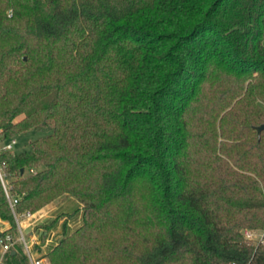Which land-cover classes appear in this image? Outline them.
Wrapping results in <instances>:
<instances>
[{
    "label": "trees",
    "instance_id": "16d2710c",
    "mask_svg": "<svg viewBox=\"0 0 264 264\" xmlns=\"http://www.w3.org/2000/svg\"><path fill=\"white\" fill-rule=\"evenodd\" d=\"M260 101L264 0H0V137L51 129L0 150V239L68 195L52 264H264Z\"/></svg>",
    "mask_w": 264,
    "mask_h": 264
},
{
    "label": "rangeland",
    "instance_id": "374dc122",
    "mask_svg": "<svg viewBox=\"0 0 264 264\" xmlns=\"http://www.w3.org/2000/svg\"><path fill=\"white\" fill-rule=\"evenodd\" d=\"M11 13L12 10H9ZM9 16H12V14ZM260 103V110L262 109L264 111V103ZM23 116L19 117L18 119H21ZM1 131V130H0ZM51 132V129L49 128H42V129H33L27 133H22L14 137L13 140H16L15 143L12 144L11 151H14L15 153H20L26 150L31 149V142L41 136H45L48 133ZM9 143H12V141L4 142V140L0 137V150L4 149ZM49 205V204H48ZM40 211V210H39ZM38 212V211H37ZM66 213L68 216L66 217V222L68 223V228L65 233H70L77 229L82 223H83V204H81L77 199H75L72 196L63 195L59 197L57 200L53 202V205L49 208H46L45 210H42L41 212L34 215L33 219L31 220L32 226H29L25 231L26 235L29 236V230L34 229L35 232L39 235V239L41 241L40 249L37 247V249L41 250L42 253L46 252V249L51 248L52 246L47 245L45 247V244L47 243V240L49 238L52 239V242L55 244L59 242V240L64 235L65 227H63L64 224V217H61L56 225H54L51 228H47L46 226L49 225L51 222H53L60 214ZM35 214V213H34ZM21 215V214H20ZM22 218H25L22 214ZM63 220V222H62ZM0 222H2L0 220ZM26 225L28 221H25ZM5 225H8L6 223ZM44 232H47L48 235H44ZM248 232V235L246 234ZM243 233L247 236V238L254 243L255 245H258L260 243H264V228H244ZM106 237H113L116 241L119 240V234L118 231L115 228H108L106 229ZM45 248V249H44ZM49 251V250H48ZM108 249L105 250V255H109ZM5 260V254L0 250V264L2 261ZM45 264H52L48 254H46V257L44 259ZM103 262H106L105 260ZM106 264V263H104Z\"/></svg>",
    "mask_w": 264,
    "mask_h": 264
},
{
    "label": "built area",
    "instance_id": "2783aa9c",
    "mask_svg": "<svg viewBox=\"0 0 264 264\" xmlns=\"http://www.w3.org/2000/svg\"><path fill=\"white\" fill-rule=\"evenodd\" d=\"M10 13V12H9ZM12 14V12L10 13V15ZM16 140H12V143H9L4 149H12V144L15 143ZM18 200L16 198L14 199H10V203L12 208L14 209V205ZM34 213L27 211L26 213L23 214V216H25V218H22V214H17L15 213V219L18 225V237L16 240H12V237L9 235L7 237V240H3L0 239V250L3 253V255L10 250V248L14 245V243H20L23 247V250L25 252V254L27 255L30 264H45V257L46 254L48 252V250L50 249H46L45 253H42L41 250H39L40 245H41V241L39 239V235L35 232V230L33 229L32 232L28 233L29 236L26 235V229L29 226H32L31 220L34 217ZM25 221H28L29 224L26 225ZM46 236L48 235L47 232H45ZM246 234L248 235V232H246ZM56 244V243H55ZM52 242V239L49 238L47 240V243L45 244V247H47V245H55ZM37 247L39 249H37ZM48 248V247H47ZM45 249V248H44Z\"/></svg>",
    "mask_w": 264,
    "mask_h": 264
},
{
    "label": "crops",
    "instance_id": "0c3cea01",
    "mask_svg": "<svg viewBox=\"0 0 264 264\" xmlns=\"http://www.w3.org/2000/svg\"><path fill=\"white\" fill-rule=\"evenodd\" d=\"M52 205H53V202L50 203L49 205L45 206L44 208H42L40 211L36 212L35 215H36L37 213L41 212L42 210H45L46 208L51 207ZM62 222H63V220H62ZM28 224H29V222H28ZM28 224H27V225H28ZM63 227H65V230H64V233H65V232L67 231V228H68V223L66 222V218H64V224H63ZM32 230H33V229H30L29 232L31 233ZM44 235H46L45 232H44Z\"/></svg>",
    "mask_w": 264,
    "mask_h": 264
},
{
    "label": "water",
    "instance_id": "95a60500",
    "mask_svg": "<svg viewBox=\"0 0 264 264\" xmlns=\"http://www.w3.org/2000/svg\"><path fill=\"white\" fill-rule=\"evenodd\" d=\"M256 130H257V132H258V137H259V139L261 138V135H262V132L264 131V123L263 124H261V125H259V126H257L256 127ZM24 170H22V172H23Z\"/></svg>",
    "mask_w": 264,
    "mask_h": 264
}]
</instances>
